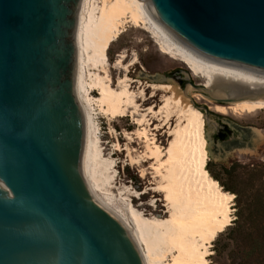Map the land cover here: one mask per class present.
I'll return each instance as SVG.
<instances>
[{"label":"water","instance_id":"95a60500","mask_svg":"<svg viewBox=\"0 0 264 264\" xmlns=\"http://www.w3.org/2000/svg\"><path fill=\"white\" fill-rule=\"evenodd\" d=\"M79 3L0 0V264H146L130 224L88 190L93 128L75 92ZM150 7L183 51L264 81V0ZM187 85L222 108L264 103V92L237 101Z\"/></svg>","mask_w":264,"mask_h":264},{"label":"bare ground","instance_id":"6f19581e","mask_svg":"<svg viewBox=\"0 0 264 264\" xmlns=\"http://www.w3.org/2000/svg\"><path fill=\"white\" fill-rule=\"evenodd\" d=\"M150 2L80 0L77 5L75 92L80 107L91 117L93 128L88 190L107 212L130 224L142 242L146 264H210L208 257L212 242L232 221L233 195L219 187L205 169L206 155L210 151L203 129L205 117L191 105L195 90L191 85L184 86L186 88L182 90L172 83L150 84L148 87L152 91L149 97L155 96L157 91L167 94L161 97L157 109L152 104L146 108V113L135 118L142 110V105L137 102L139 96L132 91V83L136 80L124 77L119 78L116 85L111 84L107 50L123 32L125 23L129 22L150 33L162 54L182 62L193 76L202 79L201 86L216 98L225 99L230 95L238 101L253 96V93H263L264 81L214 67L183 51L158 28ZM123 57L119 54L115 66L123 65ZM135 60L127 66L133 65ZM93 92L98 96H91ZM141 95H144V90ZM93 104L111 121L130 112L134 123L141 128L136 135L144 139V151L134 161L139 165L154 162L150 168L157 181L153 179L156 186L149 189L163 195V210L156 199L151 203L154 207L152 214L131 209L125 215L115 208L108 194L103 195L104 186L111 178L108 171L112 160L101 156L96 136L98 129L89 109ZM227 108L253 112L263 109L264 103L224 108L214 106L218 113H225ZM148 114L161 122V126L156 125L153 130L168 128L174 118L176 125L168 130V136L172 138L166 148L155 137H149L147 125L152 122L147 120ZM115 150L118 151L117 148ZM150 184L154 185L153 182Z\"/></svg>","mask_w":264,"mask_h":264},{"label":"rangeland","instance_id":"374dc122","mask_svg":"<svg viewBox=\"0 0 264 264\" xmlns=\"http://www.w3.org/2000/svg\"><path fill=\"white\" fill-rule=\"evenodd\" d=\"M119 54L124 55L123 65L120 67L115 66ZM107 56L109 64L107 71L112 81L111 84L116 85V81L124 77L136 80L132 83V91L139 96L137 102L142 105V110L138 111L135 118L146 113V108L152 104L157 109V105L160 104L159 100L167 94L157 91L155 96L149 97L152 91L148 87L150 84L172 83L184 90L186 82L190 81L199 86L202 83V79L193 76L182 62L162 54L150 33L129 22L125 23L123 32L108 48ZM134 58L136 62L127 66ZM84 74L86 75L85 72ZM141 89L144 90V95L140 97ZM195 93L196 95L191 97V105L194 103L206 108L207 112H201L205 117L203 129L206 138L211 139L207 141L210 152L206 155L205 169L207 163H210V169L219 176L223 184L235 191H241L248 184L246 168H256L261 171V174L254 177L252 185H264V108L253 112L227 108L225 113H218L214 110L216 103L196 90ZM91 96L97 97V92L91 93ZM89 109L93 113L92 118L98 129L96 136L101 156L112 160V166L108 171L111 178L109 185L104 186L103 195L108 194L107 197L110 196L113 200L115 208L117 207L116 209L125 215H128L131 209L146 215L152 214L154 207L151 203L156 199L159 200L157 201L159 208L163 210V195L149 189L154 188L157 181L150 168V164L154 162L148 161L139 165L134 161L144 151V139L136 135V131L141 128L134 123L133 116L129 112L126 116L111 121L95 104L90 105ZM146 118L152 122L148 124L149 126L147 125L149 137H155L157 142L166 148L172 138L168 136V130L176 125L174 118L170 121L168 128L162 127L160 130H153L156 125L161 126L160 121L153 119L151 114H148ZM223 125L227 127L223 130L226 134L225 141L215 140L214 134ZM116 148L118 151L115 150ZM151 182L154 185L150 184ZM216 184L221 187L218 182ZM144 191L147 193L141 194ZM229 193L233 195V199L231 202L232 221L228 227L232 226L236 213L235 193L232 191ZM228 227L212 242L208 257L210 264H235L243 255L241 239L244 237H237L236 242L228 235ZM261 239L262 236L255 231L253 240L258 242ZM253 257L255 264H264V247L260 249L256 247Z\"/></svg>","mask_w":264,"mask_h":264},{"label":"trees","instance_id":"16d2710c","mask_svg":"<svg viewBox=\"0 0 264 264\" xmlns=\"http://www.w3.org/2000/svg\"><path fill=\"white\" fill-rule=\"evenodd\" d=\"M226 134L221 132L215 135V138L224 139ZM207 163L206 170L210 176L218 182L222 189L232 191L235 193L236 213L232 226L228 227L227 233L237 242V237H244L241 239L242 256L238 263L235 264H255L253 259L256 247H264V185H252V180L255 176H259L260 170L256 168H246L247 183L241 191L230 189L222 183L219 176H217L209 167ZM255 231L262 236L258 242L253 240ZM264 261V258H263Z\"/></svg>","mask_w":264,"mask_h":264},{"label":"flooded vegetation","instance_id":"af4514ba","mask_svg":"<svg viewBox=\"0 0 264 264\" xmlns=\"http://www.w3.org/2000/svg\"><path fill=\"white\" fill-rule=\"evenodd\" d=\"M227 127L225 125H223L219 130L216 131V133L214 134L213 138L215 140H220V141H225L226 138L224 139H220V138H215V135L220 134L221 132H224L223 130L226 129ZM228 130V129H227Z\"/></svg>","mask_w":264,"mask_h":264}]
</instances>
